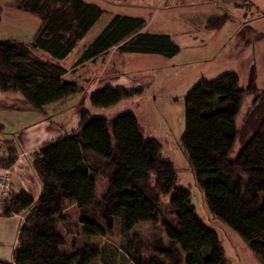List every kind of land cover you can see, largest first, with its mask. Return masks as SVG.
<instances>
[{
    "label": "trees",
    "instance_id": "trees-1",
    "mask_svg": "<svg viewBox=\"0 0 264 264\" xmlns=\"http://www.w3.org/2000/svg\"><path fill=\"white\" fill-rule=\"evenodd\" d=\"M13 9L40 24L28 43L0 40V92L18 93L40 112L82 93L62 80L66 71L61 63L106 11L84 0H14ZM1 14L0 8V19ZM144 25L143 19L115 15L75 65L114 46L120 53L167 59L178 54L169 35L142 32ZM140 93L106 87L92 94L89 104L107 109ZM183 103L184 133L178 143L207 210L264 264V87H257L254 67L245 87L236 74L226 73L199 81ZM161 151L158 141L142 136L133 113L105 119L85 110L75 134L33 153L40 197L13 192L0 212L3 218L23 217L12 262L0 264H117L116 249L131 264H229L216 233L197 216L190 192L177 186L174 165ZM13 162L10 157L2 160L0 168L8 169ZM97 181H105L101 197ZM67 206L75 208V225L62 215ZM114 220L118 247L98 249L92 239L112 234ZM141 224L152 225L148 242L134 231ZM80 225L82 233L76 235L86 245L62 252L68 235L79 232Z\"/></svg>",
    "mask_w": 264,
    "mask_h": 264
},
{
    "label": "rangeland",
    "instance_id": "rangeland-1",
    "mask_svg": "<svg viewBox=\"0 0 264 264\" xmlns=\"http://www.w3.org/2000/svg\"><path fill=\"white\" fill-rule=\"evenodd\" d=\"M103 8L105 14L96 22L92 31L85 37L83 44L92 41L109 23L111 16L124 15L141 18L147 24L150 34L169 35L179 47V52L172 59H166L156 65L154 73H150L147 84L146 101H122L116 107L94 109L91 116L112 119L119 115L138 111L147 103L158 117V124L153 132L145 138L157 139L162 146L161 157L173 163L177 174V186L191 194V203L197 216L216 233L224 256L229 264H259L247 246L225 225L213 217L204 203L203 194L197 188L187 159L179 146L178 139L184 133V103L180 100L176 105L165 100L154 101L162 91L172 88L175 95L185 97L201 80L213 81L226 73L238 76L240 86L248 82L249 71L254 67L256 85L264 87V0H84ZM211 20V21H210ZM210 21V22H209ZM79 48V47H78ZM67 63H65L66 65ZM168 93V92H167ZM81 97V96H80ZM143 102V103H142ZM249 99L241 108L237 118L240 125ZM161 127V128H159ZM146 130V131H145ZM153 134L155 136H153ZM98 193L104 192L105 181H99ZM169 196L162 198L167 203ZM4 209V208H3ZM2 209V210H3ZM62 215L71 223H78V216L73 206H67ZM0 237L5 242L0 247L1 254H6L12 247L15 230L12 224L1 223ZM145 242L152 236V225L141 224L134 229ZM82 231L76 230L67 237L62 252H70L80 242ZM122 240V239H121ZM12 242V243H10ZM107 244L108 248L118 247V220H114L113 232L105 238L92 239ZM107 242L111 243L108 244ZM117 264H131L124 253H119Z\"/></svg>",
    "mask_w": 264,
    "mask_h": 264
},
{
    "label": "crops",
    "instance_id": "crops-1",
    "mask_svg": "<svg viewBox=\"0 0 264 264\" xmlns=\"http://www.w3.org/2000/svg\"><path fill=\"white\" fill-rule=\"evenodd\" d=\"M13 7L14 0H0V8L2 9L0 40H15L28 43L36 33L40 22L36 17L18 12L13 9ZM114 16L115 15L111 16V19ZM93 27L85 37L88 36ZM142 32L149 33L146 23ZM85 37L80 41L73 53L61 63L66 71L62 76V80L75 84L78 88H82V93H76L58 103L51 104L40 112L30 107L20 94L0 92V161L8 160L9 157L14 159L10 168H0V172L4 170L8 171L13 192L23 191L30 195L33 200H37L42 192L41 183L32 169L33 153L44 144L52 143L75 134L78 131L81 114L87 110L91 116L92 111L96 109L90 106L89 97L103 88L111 87L113 89L138 90L141 92L130 99L123 100V102L142 101V99L146 101L149 99L147 97L146 84L148 79L146 78L150 76V73H154L156 65L161 68L162 66L160 63L165 62L167 59L157 55L120 53L117 50V46H114L97 58L76 66L75 63L84 49L96 38L95 37L87 44H83ZM65 63L67 64L65 65ZM172 88L176 87L171 86L168 91H162L159 95L163 97L159 99L158 96L155 95L153 100H165L175 105L180 102V100H184L186 96L175 95L176 93ZM143 107L144 108L138 111V115L134 114L138 121L142 136L144 127L148 129L147 131L145 130L146 134H150L149 131L154 133L153 127L158 129L155 122L158 124L159 121L158 117L155 116L154 111L147 103ZM153 136L155 135L153 134ZM145 139L158 141L153 138ZM10 154H12V156H10ZM99 184V181H97V196L101 197L103 193H101V195H99L100 192L98 193ZM22 221V215H14L9 218L0 216V225H2L1 223H9V225L12 224L15 230L12 247L5 255L1 254L4 257H0V261L12 262V253L16 245V236ZM82 228L83 227L80 225L78 230ZM79 237L81 238L78 239L80 242L77 244L76 241V245L71 251L86 245V239L83 236ZM5 242L9 241L3 240V237H0V247ZM107 243L111 245V243ZM97 245L98 249L108 247L107 244H101L100 242H98ZM114 247L116 248V245ZM118 251L121 253L120 250ZM115 254L118 255L117 251Z\"/></svg>",
    "mask_w": 264,
    "mask_h": 264
},
{
    "label": "built area",
    "instance_id": "built-area-1",
    "mask_svg": "<svg viewBox=\"0 0 264 264\" xmlns=\"http://www.w3.org/2000/svg\"><path fill=\"white\" fill-rule=\"evenodd\" d=\"M13 193L8 171L0 172V212L8 206L11 194Z\"/></svg>",
    "mask_w": 264,
    "mask_h": 264
}]
</instances>
